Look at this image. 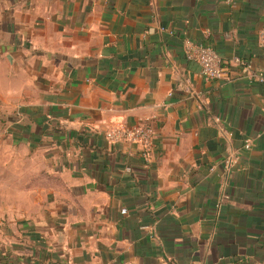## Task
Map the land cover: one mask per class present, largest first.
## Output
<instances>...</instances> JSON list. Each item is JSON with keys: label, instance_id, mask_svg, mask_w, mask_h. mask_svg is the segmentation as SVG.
Masks as SVG:
<instances>
[{"label": "crops", "instance_id": "0c3cea01", "mask_svg": "<svg viewBox=\"0 0 264 264\" xmlns=\"http://www.w3.org/2000/svg\"><path fill=\"white\" fill-rule=\"evenodd\" d=\"M263 28L264 0H0V264H264Z\"/></svg>", "mask_w": 264, "mask_h": 264}, {"label": "built area", "instance_id": "2783aa9c", "mask_svg": "<svg viewBox=\"0 0 264 264\" xmlns=\"http://www.w3.org/2000/svg\"><path fill=\"white\" fill-rule=\"evenodd\" d=\"M259 43L264 48V28L258 34ZM185 57L187 60L194 61L199 65L200 74L206 79L228 78L227 61L223 59L214 49L202 44H189L185 48ZM233 61L244 69L250 68V62L234 56ZM253 79L263 84L264 94V73L253 74ZM105 139L110 143L128 142L141 147V156L148 160L152 140L155 131L149 123L135 124H116L106 128L104 132ZM245 149L250 148V140L246 139Z\"/></svg>", "mask_w": 264, "mask_h": 264}, {"label": "rangeland", "instance_id": "374dc122", "mask_svg": "<svg viewBox=\"0 0 264 264\" xmlns=\"http://www.w3.org/2000/svg\"><path fill=\"white\" fill-rule=\"evenodd\" d=\"M8 122H9L8 116L0 113V127L4 128L7 125ZM10 150L13 152V149H10ZM13 168H14V165H13Z\"/></svg>", "mask_w": 264, "mask_h": 264}]
</instances>
